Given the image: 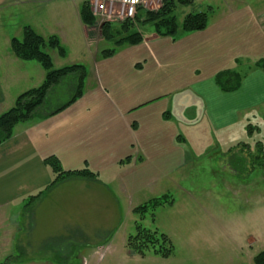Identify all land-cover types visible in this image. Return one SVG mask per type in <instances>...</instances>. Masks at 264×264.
<instances>
[{
  "label": "rangeland",
  "instance_id": "obj_1",
  "mask_svg": "<svg viewBox=\"0 0 264 264\" xmlns=\"http://www.w3.org/2000/svg\"><path fill=\"white\" fill-rule=\"evenodd\" d=\"M83 1L0 0V52L10 51L14 57L10 38H21L27 25L43 37L56 36L66 51L61 57L56 50L46 49L53 68L77 63L91 75L93 63L103 51L117 47L114 40L100 37L99 22L90 28L81 23L78 7ZM161 2L150 9H158ZM246 6L264 22V0H193L187 6L176 5L174 15L179 25L189 13L207 11L216 19L230 9ZM132 31L146 37L153 27L135 24ZM240 64L235 59V68L228 70L246 77L241 95L250 103L264 90V73H255L259 69L251 59ZM35 84L24 83L28 88ZM191 94L184 91L169 101L168 110L179 121V135L187 149L184 165L169 180L144 192L140 203L138 196L130 201L117 194L116 200L107 191L98 196L77 185L65 192L60 188L56 193L72 196L68 220L48 194L38 204L17 208L13 219L20 223L25 237H13L7 257H0V263L252 264V258L264 250V103L241 112L232 127L218 132L210 127L202 102L194 101ZM68 96L62 94L49 108L64 103ZM248 124L253 127L250 134ZM162 196L166 202L143 216L133 211L135 207L129 210L131 203L137 207ZM137 224L168 237V257L154 254L151 248L143 256L129 250L126 241Z\"/></svg>",
  "mask_w": 264,
  "mask_h": 264
},
{
  "label": "crops",
  "instance_id": "obj_2",
  "mask_svg": "<svg viewBox=\"0 0 264 264\" xmlns=\"http://www.w3.org/2000/svg\"><path fill=\"white\" fill-rule=\"evenodd\" d=\"M140 34L139 44L118 46L112 56L93 63L75 102L50 116L40 110L0 143V257H7L13 237H25L13 219L15 210L27 206L29 196L53 178L47 157L57 158L65 171L87 167L95 175L65 178L46 192L67 220L72 196L56 193L60 188L65 192L77 185L98 196L107 191L116 200L117 194L130 201L138 196L140 203L144 192L169 180L186 161L179 121L163 117L172 95L195 94L191 97L202 102L210 127L218 132L232 127L241 112L264 103V90L251 104L243 101L246 77L232 92L221 91L214 81L218 72L235 68V59L241 64L264 60V22L254 9H230L216 19L210 15L204 30L177 31L175 39L158 36L154 27L146 37ZM37 64L0 52V114L31 89L26 81L41 84L45 72Z\"/></svg>",
  "mask_w": 264,
  "mask_h": 264
},
{
  "label": "trees",
  "instance_id": "obj_3",
  "mask_svg": "<svg viewBox=\"0 0 264 264\" xmlns=\"http://www.w3.org/2000/svg\"><path fill=\"white\" fill-rule=\"evenodd\" d=\"M192 2L193 0H162L158 9H140L138 14L132 19L118 23L103 22L99 26L100 37L106 41L114 40L115 47H118L123 44L135 45L142 41L140 32L132 31L135 24H151L158 36H169L172 39L177 36V31L189 33L204 30L209 18L207 11L186 14L179 25L176 21L174 15L176 5L187 6ZM78 17L87 28L95 24V18L89 11L86 1L79 5ZM46 49L56 50L61 57L66 55V51L60 45L56 36L43 37L29 26L23 28L21 38L12 37L10 39V50L16 58L24 61H36L45 73L40 85L19 94L13 106L0 114V143L11 137L16 124L30 120L40 110L45 112V116H50L60 112L82 96L85 79L88 76L85 66L75 63L60 68H53L51 58ZM114 52L115 49L103 51L102 57H110ZM255 65L264 70V62H258ZM241 80L242 76L238 72L231 70L220 71L214 78L216 85L223 92H232L238 89ZM64 93H69L67 100L50 109L51 102L58 101ZM171 116L169 111L163 114L166 119H170ZM252 129L253 127L248 124L246 132L250 134ZM178 139L182 140L181 137H178ZM259 146L258 151L262 153ZM257 158L258 155L256 156ZM127 161L129 159L124 162ZM44 163L50 168L53 178L45 189L29 196L28 205L43 197L49 189L65 178H94L95 176L87 167L65 171L62 169L58 159L53 156L47 157ZM164 202H166L165 196L160 199L155 198L148 201V204L144 203L135 207L133 211L143 216L147 210H152ZM168 203H171V201H168ZM126 245L130 251L142 256L149 248L152 249L154 254L162 257H168L171 253L170 241L165 234L143 228L139 224L135 226V233L128 236ZM0 264H8V260ZM252 264H264V250L258 252L252 258Z\"/></svg>",
  "mask_w": 264,
  "mask_h": 264
},
{
  "label": "built area",
  "instance_id": "obj_4",
  "mask_svg": "<svg viewBox=\"0 0 264 264\" xmlns=\"http://www.w3.org/2000/svg\"><path fill=\"white\" fill-rule=\"evenodd\" d=\"M89 11L99 25L103 22L118 23L134 18L140 9L152 10L151 5L161 0H85Z\"/></svg>",
  "mask_w": 264,
  "mask_h": 264
}]
</instances>
